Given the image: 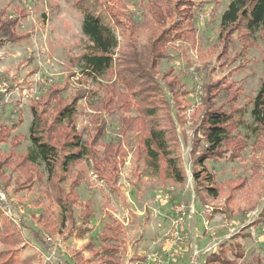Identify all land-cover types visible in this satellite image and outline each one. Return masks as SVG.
I'll return each mask as SVG.
<instances>
[{"label": "rangeland", "instance_id": "374dc122", "mask_svg": "<svg viewBox=\"0 0 264 264\" xmlns=\"http://www.w3.org/2000/svg\"><path fill=\"white\" fill-rule=\"evenodd\" d=\"M151 1L0 0V126L14 124L9 133L0 130V178L9 180L0 182V230L9 226L0 234V264H99L108 245L119 248L117 264H153L146 257L154 253L160 264H202L220 250L233 260L235 243L242 261L259 256L264 264V222L252 224L264 212V122L251 116L264 81V33L219 38L229 0H162V11L172 13L156 27ZM85 8L118 42L112 68L96 79L80 67L89 46L81 34ZM6 20L16 27L4 37L11 32L2 28ZM163 30L158 59L146 60ZM74 100L72 119L56 124ZM31 109L46 139L60 147L78 137L88 159L51 179L27 163ZM212 112L230 116L228 139L217 150L224 157L200 164L209 153L203 133ZM151 129L164 132L183 184L160 182L163 162L159 172L148 167L143 141ZM210 186L218 196H207ZM178 204L189 217L183 240L168 249ZM83 205L92 217L81 238L73 218L84 214Z\"/></svg>", "mask_w": 264, "mask_h": 264}, {"label": "trees", "instance_id": "16d2710c", "mask_svg": "<svg viewBox=\"0 0 264 264\" xmlns=\"http://www.w3.org/2000/svg\"><path fill=\"white\" fill-rule=\"evenodd\" d=\"M161 1L162 0H153L151 3H148L151 18L156 27H159L162 20L165 17L169 18V15L172 13L168 9L162 11L160 6ZM1 25L2 28H4V32L11 31L10 33L7 32L2 34L4 37L11 34L16 27V23H13L10 20L3 21V24ZM186 25H188V23ZM219 29V38L223 39L228 38L239 31L245 38L260 36L264 33V0H229L220 17ZM164 31L165 30H163L164 34L162 36L160 34L155 40H153V42H151L150 52L146 55V60L151 57H153V59H158L157 55L161 52H159V49L157 48L159 45L161 47L163 46L161 39L165 36L166 32H168ZM81 34L89 44L87 47L88 53L80 57L82 73L88 78H101L112 68L113 56L118 47L117 38L111 27L105 24L101 17L97 16L88 8L83 9ZM134 57L135 56H133V58ZM75 106L76 100L60 110L58 116L55 118V123L62 124L63 121L71 120L76 112ZM252 106L251 116L253 122L256 125H262L264 122V81L261 83L257 91ZM31 113L33 118L29 127L28 135L30 148L25 154V160L27 163L34 166H42L45 169L47 177L51 179V177L55 176L56 171L65 174L73 163L82 160L86 161V159H88L89 151L80 138H72V140L59 147L55 142H50L44 136L45 126L37 111L31 109ZM229 121L230 116L223 113L212 112L206 116L203 137L206 143V149L209 153H206L205 155L207 156H203L200 161L198 160V163L203 164L204 160L224 157V154L217 152V150L228 139L226 127ZM13 125L14 124L9 128L5 123L3 127L0 126V130L9 133L8 130L10 131L13 129L11 128ZM10 142L18 145V143H21V140L18 141V137H12ZM12 143H10V147H12ZM143 146L149 168L153 169L154 172H159L160 162H163L164 164V167L161 169L163 175H161L160 172V176L162 177L160 178V182L169 178L167 181L172 184L174 181V184H183L185 180L183 171L178 167L175 159L171 157V150H169L166 136L163 131L151 129L148 132V136L143 141ZM102 155L103 160L108 159V154L102 153ZM233 156L235 155L232 154L230 158H233ZM103 163L107 162L105 161ZM102 168H104V166H101V171ZM192 176L197 183V180L200 177L199 172L193 171ZM206 180L213 182V177L207 176ZM0 182L7 185L9 180L6 179L4 181L0 178ZM205 192H207L208 197L218 196V191L214 186L207 187ZM83 207L84 214L81 213L78 217L73 218L74 221H78V226L75 227L74 234L81 238L83 237V234H87L90 231L89 222L92 217V210L90 207L88 205H83ZM260 217L262 218L257 219L254 222L255 225L264 222V212ZM6 228H9V226H5L3 231L0 230V234H3ZM106 230H111V227L107 226ZM102 235H104V233L100 234V236ZM7 236L8 234H6L4 238ZM102 239L104 240L106 238ZM1 240L4 241L3 239ZM7 244L9 246L12 245L10 241ZM231 245L230 253L234 258L233 260L225 258V251L220 250L207 256L204 264H262V260L259 256H254L248 261H242L244 258L243 248L238 243ZM118 249L119 248L110 245L105 246L103 253L98 252L100 255L99 264H117L116 259L113 257V253L115 254Z\"/></svg>", "mask_w": 264, "mask_h": 264}, {"label": "built area", "instance_id": "2783aa9c", "mask_svg": "<svg viewBox=\"0 0 264 264\" xmlns=\"http://www.w3.org/2000/svg\"><path fill=\"white\" fill-rule=\"evenodd\" d=\"M188 217L189 216L186 215L185 205L178 204L173 208V217L171 219L170 228L165 236L164 241V244L168 249H171L173 245L183 240L182 236L180 235V229L182 228ZM146 261L153 264H160L157 253L148 255L146 257Z\"/></svg>", "mask_w": 264, "mask_h": 264}, {"label": "crops", "instance_id": "0c3cea01", "mask_svg": "<svg viewBox=\"0 0 264 264\" xmlns=\"http://www.w3.org/2000/svg\"><path fill=\"white\" fill-rule=\"evenodd\" d=\"M255 222V221H254ZM254 222L252 223V224H254ZM170 228V227H169ZM245 254V253H244ZM207 257V256H206ZM206 257L204 258V260H203V263L202 264H204V261H205V259H206ZM183 261V260H182ZM263 264V263H262Z\"/></svg>", "mask_w": 264, "mask_h": 264}]
</instances>
